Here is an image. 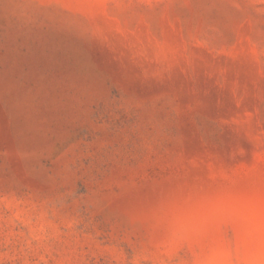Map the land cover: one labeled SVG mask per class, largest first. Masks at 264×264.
<instances>
[{
    "label": "rangeland",
    "instance_id": "374dc122",
    "mask_svg": "<svg viewBox=\"0 0 264 264\" xmlns=\"http://www.w3.org/2000/svg\"><path fill=\"white\" fill-rule=\"evenodd\" d=\"M0 264H264V0H0Z\"/></svg>",
    "mask_w": 264,
    "mask_h": 264
}]
</instances>
